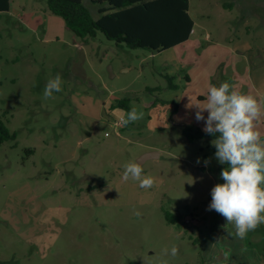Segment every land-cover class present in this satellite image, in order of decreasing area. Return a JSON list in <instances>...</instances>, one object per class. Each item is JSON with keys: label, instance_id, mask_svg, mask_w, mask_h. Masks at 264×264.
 Wrapping results in <instances>:
<instances>
[{"label": "rangeland", "instance_id": "obj_1", "mask_svg": "<svg viewBox=\"0 0 264 264\" xmlns=\"http://www.w3.org/2000/svg\"><path fill=\"white\" fill-rule=\"evenodd\" d=\"M83 2L96 18L97 6ZM44 9L45 0H10L0 12V116L17 133L0 147V264H264V224L240 239L207 210L227 168L217 139L188 142L181 133L196 126L197 112L204 130L217 78L233 88L241 77L257 90L249 96L264 140V0H189L195 34L153 54L100 32L79 40ZM57 75L62 90L45 98ZM124 97L140 118L116 129L126 112L111 105ZM152 151L159 158L137 162ZM129 163L154 181L150 189L122 180ZM217 215V233L200 244Z\"/></svg>", "mask_w": 264, "mask_h": 264}, {"label": "clouds", "instance_id": "obj_2", "mask_svg": "<svg viewBox=\"0 0 264 264\" xmlns=\"http://www.w3.org/2000/svg\"><path fill=\"white\" fill-rule=\"evenodd\" d=\"M62 80L59 75L50 79L44 89V97L60 92ZM208 111L204 131L219 133L214 142L215 156L220 164H227L220 177L223 183L214 185L210 191L211 201L207 210H215L235 227V235L243 239L248 232L264 224V140L256 129L261 112L252 96L230 90L227 82L211 86L207 92ZM140 118L135 109L120 117V125L127 126ZM196 120H204L202 112ZM199 163V160H197ZM208 163L207 160L204 161ZM142 168L138 163L124 166L123 181L129 178L139 181V187L150 189L154 181L141 178ZM137 216L139 212L135 213ZM177 249H171L175 256Z\"/></svg>", "mask_w": 264, "mask_h": 264}, {"label": "trees", "instance_id": "obj_3", "mask_svg": "<svg viewBox=\"0 0 264 264\" xmlns=\"http://www.w3.org/2000/svg\"><path fill=\"white\" fill-rule=\"evenodd\" d=\"M96 5L98 16L94 18L83 0H45L46 10L60 17L65 27L79 40L95 37L97 32L115 42L119 47L144 49L158 53L185 42L191 34L194 22L188 12L189 0H88ZM10 0H0V12L8 11ZM170 89H177L174 77L165 75ZM185 81L188 76L185 75ZM160 87L150 90H159ZM130 98L115 100L111 107H119L126 113L131 108ZM174 104V111L177 109ZM133 122L129 123L131 125ZM181 133L188 142L197 139H218L219 133L208 134L199 127L184 124ZM17 133L11 131L0 116V147L7 140H15ZM28 152H32L29 149ZM164 220L179 225L181 218L171 212L163 211ZM220 215L214 219L200 239L207 242L217 233ZM187 219V218H186ZM194 220L192 216L187 220ZM193 242H197V239ZM129 264H138L129 262Z\"/></svg>", "mask_w": 264, "mask_h": 264}, {"label": "crops", "instance_id": "obj_4", "mask_svg": "<svg viewBox=\"0 0 264 264\" xmlns=\"http://www.w3.org/2000/svg\"><path fill=\"white\" fill-rule=\"evenodd\" d=\"M9 8H10V6H9ZM47 12H48V11H45V9H44V13H45V14H48ZM188 12H189V10H188ZM48 16H49V15H47V18L49 19ZM191 18H192V17H191ZM192 20H193V19H192ZM193 22H194V25H196L194 20H193ZM52 24H55V23L50 22V20H49V24H48V20H47V25H48V26H51ZM194 25H193V29H192V31H191L190 37H191L193 34H195ZM190 37H189L185 42H183V43H181V44H178V45H176V46H174V47L183 46V45L187 44V43L189 42ZM206 40H208V38H207ZM172 48H173V47H172ZM151 54H153V53H151ZM242 65H243L244 67H247V66L245 65L244 62L242 63ZM186 75H187V74H186ZM187 76H188V75H187ZM184 77H185V75H184ZM239 79H240V80H239ZM243 80H244V79H241V77H237L236 80H235V83H234L233 88H232V86H231V84H232L233 82L229 81V83H228L227 79L224 78V77H219V78H217V82H216V83L220 85L221 83L227 82V83L231 86V87H230V90H231V91H236V92H239V93H241V94H245V95H250L251 93H252V94H255V93L257 92L256 88H254V87L251 86V85H246V84H244V83H247L245 80H244V83H242L241 81H243ZM190 81H191V77L188 76V80H187L186 82L189 83ZM239 84H241V85L239 86ZM219 85H218V86H219ZM199 97H201V96H199ZM191 124H194V125H196V127H200V128H201L202 125H204V123H203L202 120L198 121L197 124H195L194 122H191ZM202 129H203V128H202ZM159 156H160V153H158V157H157V158H159ZM157 158H156V159H157Z\"/></svg>", "mask_w": 264, "mask_h": 264}, {"label": "water", "instance_id": "obj_5", "mask_svg": "<svg viewBox=\"0 0 264 264\" xmlns=\"http://www.w3.org/2000/svg\"><path fill=\"white\" fill-rule=\"evenodd\" d=\"M158 157V153L157 152H145L143 153L137 160V162L139 164H142L144 161H146L147 159L153 158L156 159Z\"/></svg>", "mask_w": 264, "mask_h": 264}, {"label": "built area", "instance_id": "obj_6", "mask_svg": "<svg viewBox=\"0 0 264 264\" xmlns=\"http://www.w3.org/2000/svg\"><path fill=\"white\" fill-rule=\"evenodd\" d=\"M120 117L119 116L115 121H113V125L114 127L117 129V128H122L123 126L120 125ZM125 117V116H124ZM105 135H107V133H105Z\"/></svg>", "mask_w": 264, "mask_h": 264}]
</instances>
